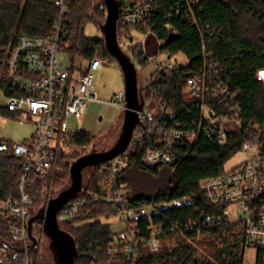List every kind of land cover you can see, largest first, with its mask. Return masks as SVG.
<instances>
[{
    "label": "built area",
    "instance_id": "2783aa9c",
    "mask_svg": "<svg viewBox=\"0 0 264 264\" xmlns=\"http://www.w3.org/2000/svg\"><path fill=\"white\" fill-rule=\"evenodd\" d=\"M118 1L120 46L130 56V53L134 55L135 59L131 58L138 71L139 67L152 66L143 77L144 87L140 86L145 97L148 83L164 81L166 73L177 71L188 60L182 53L163 48V40L148 44L149 36L156 35L153 24L164 9V0H121V5ZM212 1L228 0H174L165 18L198 23V13ZM54 5L58 13L52 31L48 35H21L7 56L0 60V108L31 120L34 126L33 134L25 141L15 143L0 139V152H9L21 162L18 196L0 199V264H33L29 256L28 223L36 208L27 188L32 175L45 174L59 148L64 147L73 132L69 119L80 118L92 102L113 105L122 113L126 108L124 89L107 101L99 98L94 86L95 71L110 64V59H71L61 40L66 17L71 12L70 3L54 0ZM165 27L170 29L171 23H166ZM205 28L209 35L213 33ZM260 39L264 41V32ZM218 66L210 58L200 72L186 82V95L202 99L199 104L202 120L196 126L182 127L157 120L156 109L151 108L145 98V110L139 112L140 122L127 149L99 165L107 174L106 181L65 203L60 211L62 218H81L87 202L114 204L124 228L118 232L112 230L114 237L107 251L110 255L122 252L133 256L138 255L142 247L158 252L161 239L168 236L200 235L223 224H237L243 233V264H264V126L244 115L236 93L220 80ZM162 111L169 119L175 116V112L165 106ZM233 131H244L247 135L238 152L244 155V160L199 183L205 200L215 208L214 213L206 212L197 220L171 221L166 212L193 206L196 200L192 195L163 202L131 199L122 171L128 166L132 145L144 141L148 134L156 137L155 146L146 151L143 163L154 166L176 165L173 149L181 142L192 143L204 136L223 144Z\"/></svg>",
    "mask_w": 264,
    "mask_h": 264
},
{
    "label": "trees",
    "instance_id": "16d2710c",
    "mask_svg": "<svg viewBox=\"0 0 264 264\" xmlns=\"http://www.w3.org/2000/svg\"><path fill=\"white\" fill-rule=\"evenodd\" d=\"M68 2L71 12L66 17L61 40L71 59L77 61L99 57L117 62L103 38H90L84 34L87 22H99L106 17L103 0L99 3L96 0ZM173 3L174 0H164V9L153 24L156 35L149 36L148 44L157 39L163 40V48L184 54L188 62L177 71L166 73L164 81L146 85L145 98L150 102V107L156 109V119L182 127L196 126L202 120L199 108L202 99L188 97L184 88L188 78L198 74L212 58L219 64L217 72L220 80L236 93L244 115L264 126V81L259 77V72L264 70V41L260 39L264 32V0L208 2L198 13V23L180 18L166 19L165 13ZM57 13L54 0H0V60L7 56L21 35H48ZM166 23H171L170 29L165 27ZM205 27L213 33L209 35ZM170 32H173L171 37ZM121 34L119 30L120 39ZM163 106L174 111L175 116L171 119L165 116ZM0 113L15 116L13 112L2 108ZM246 137L244 131H233L227 141L221 144L200 136L192 143L181 142L176 145L173 149L176 165L159 163L147 166L143 163V156L155 146L156 139L148 134L144 141L132 145L128 153V166L122 171L131 199L163 202L186 194L192 195L196 200L193 206L166 212L165 215L171 221L197 220L206 212L214 213L215 208L205 200L200 189V180L223 173L225 164L240 151ZM94 138L95 135L85 129L72 132L64 147L57 151L51 168L43 175H32L27 190L34 207L36 202L43 201L41 198L44 194L47 200L53 193L58 194L69 185L70 165L80 155L68 153L66 146L87 148ZM91 169L82 192L74 199L106 181L107 174L99 165ZM20 175V160L9 152H0V199L18 196ZM143 179L149 185L152 184L150 189L142 182ZM82 213L81 218L73 220L64 219L59 213L63 227L76 240V264H100L110 258L123 259L126 264H243V233L237 224H223L207 229L200 235L168 236L166 239L175 243L161 245L156 253L142 247L136 256L122 252L110 255L107 250L114 233L111 225L102 219L117 215L115 205L102 201L87 202ZM204 234H214L218 239H223L224 244L217 250L209 253L203 251L201 257H196L197 248L188 239ZM33 264L38 263L33 261Z\"/></svg>",
    "mask_w": 264,
    "mask_h": 264
},
{
    "label": "rangeland",
    "instance_id": "374dc122",
    "mask_svg": "<svg viewBox=\"0 0 264 264\" xmlns=\"http://www.w3.org/2000/svg\"><path fill=\"white\" fill-rule=\"evenodd\" d=\"M96 1L99 3L101 0ZM105 18L103 20H100L99 22H104ZM99 22L96 20L87 22L84 27L85 36L90 38H103V32L99 27ZM179 55L180 58L184 59L183 55ZM63 59H65L64 55ZM151 70L152 66H148L147 68L139 67V86L144 87L143 77L146 76V74H148ZM94 75V86L96 87V90L99 93V98L102 100L110 101L111 99H114L115 94L118 92V90L124 89L123 74L117 62L111 61L110 64L100 66V68L95 71ZM259 77L264 81V70L259 72ZM91 106L95 107L96 105L93 104ZM98 106L101 108L99 110V114L103 115V118L105 120L102 121V123H100L101 121L98 117L95 122L94 120H92V118H89L92 112L88 116L84 117L85 113L87 112L86 110L88 109L85 110L84 114L80 118L71 117L69 119V123L72 124L73 132L85 129L88 132L94 134L95 138L93 139L91 144L87 146V148H83L81 146L76 145L66 146V151L68 153L73 154L74 156L78 154L81 156L86 153H89L93 149H96L98 151L106 150L115 144L122 130L123 113L120 108L109 104ZM33 131L34 126L31 120H28L24 117L8 116L0 113V139L12 141L15 143L22 142L30 138L33 134ZM243 160L244 155L242 153H237L225 164V167L226 169H230L241 163ZM91 170V167H88L84 170V182L89 178ZM142 182L147 185L148 189L151 188L152 184L149 185L151 181L147 183V181L143 179ZM56 195L57 193H53L52 197ZM41 201V203H35L36 212L38 208L42 205V203L45 201V194L42 196ZM102 220L106 223H109L114 232H118L124 228V224L119 223L118 215L107 219L104 218ZM61 226H63L62 223ZM34 235L38 237L39 243L35 248L30 249L29 256L32 262L36 261L38 264H55L53 254L49 248L50 240L44 234L40 226H34ZM171 242L172 241H169V239L166 238L161 239L162 245H172V243H175V241H173L172 243ZM188 242L196 246V257H201L203 255V251L209 253L211 250H217L216 248H219L224 244V240L218 239L214 234H204L202 236H197L196 238H189ZM100 264L126 263L123 259L110 258L109 260L103 261Z\"/></svg>",
    "mask_w": 264,
    "mask_h": 264
},
{
    "label": "water",
    "instance_id": "95a60500",
    "mask_svg": "<svg viewBox=\"0 0 264 264\" xmlns=\"http://www.w3.org/2000/svg\"><path fill=\"white\" fill-rule=\"evenodd\" d=\"M106 6V18L99 22L103 39L108 51L116 58L124 79L126 108L123 112V126L115 144L106 150L93 149L81 155L70 165V183L54 197L45 200L32 215L28 223L30 249L35 248L39 239L34 235V226L38 224L49 238V248L55 264H76L78 247L74 236L67 231L59 220V212L68 201L74 199L83 189L84 170L98 166L122 154L128 147L133 131L140 122L139 112L145 110V97L139 86L138 69L131 56L119 44L117 21L119 18V1L103 0ZM173 32L169 33L171 37Z\"/></svg>",
    "mask_w": 264,
    "mask_h": 264
},
{
    "label": "crops",
    "instance_id": "0c3cea01",
    "mask_svg": "<svg viewBox=\"0 0 264 264\" xmlns=\"http://www.w3.org/2000/svg\"><path fill=\"white\" fill-rule=\"evenodd\" d=\"M93 104H95L96 106L92 107L91 105H93ZM97 104L102 106V105L107 104V103H100V102H92V103H90L89 106H88L89 108L87 107L88 110H86L87 112L85 113L84 117L88 116L92 112V114H91V116L89 118L90 119L92 118V120H94V122H95L97 117H98V115H100L99 114V110L101 109ZM102 121H105L104 118L102 119ZM102 121L100 123H102Z\"/></svg>",
    "mask_w": 264,
    "mask_h": 264
},
{
    "label": "flooded vegetation",
    "instance_id": "af4514ba",
    "mask_svg": "<svg viewBox=\"0 0 264 264\" xmlns=\"http://www.w3.org/2000/svg\"><path fill=\"white\" fill-rule=\"evenodd\" d=\"M98 118H99L100 121H102V119H103V115H98ZM36 225H38V224H36ZM38 226H39V225H38Z\"/></svg>",
    "mask_w": 264,
    "mask_h": 264
}]
</instances>
